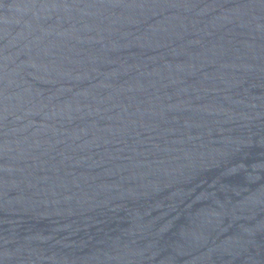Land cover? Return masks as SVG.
<instances>
[{"label":"water","instance_id":"95a60500","mask_svg":"<svg viewBox=\"0 0 264 264\" xmlns=\"http://www.w3.org/2000/svg\"><path fill=\"white\" fill-rule=\"evenodd\" d=\"M0 264H264V0H0Z\"/></svg>","mask_w":264,"mask_h":264}]
</instances>
